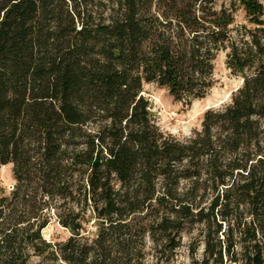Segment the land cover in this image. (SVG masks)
Here are the masks:
<instances>
[{"label": "trees", "instance_id": "16d2710c", "mask_svg": "<svg viewBox=\"0 0 264 264\" xmlns=\"http://www.w3.org/2000/svg\"><path fill=\"white\" fill-rule=\"evenodd\" d=\"M221 53L230 102L163 133L144 86L190 105ZM6 165L0 264H174L196 228L192 264H264V3L0 0ZM52 220L64 242L43 238Z\"/></svg>", "mask_w": 264, "mask_h": 264}, {"label": "rangeland", "instance_id": "374dc122", "mask_svg": "<svg viewBox=\"0 0 264 264\" xmlns=\"http://www.w3.org/2000/svg\"><path fill=\"white\" fill-rule=\"evenodd\" d=\"M229 0H226L228 2ZM264 3V0H260ZM238 24H243V13L236 15ZM215 85L206 98L195 100L190 105L176 102L168 91L155 85H145L142 96L148 101L150 113L160 130L179 139H188L194 132L201 130L204 113L209 109H221L230 102L231 94L242 84L239 76H234L226 67V56L221 53L214 70ZM15 185L12 174V165L0 167V196L8 195ZM93 230V229H92ZM43 238L52 244L64 242L70 233L62 229L57 222L52 220L42 231ZM194 238H199V229L196 228L191 234L183 235L182 247L177 251L174 264H192L189 255V244ZM204 246L199 244L195 259L201 262L203 259ZM152 259L149 263H152ZM38 259L32 258L30 264H37Z\"/></svg>", "mask_w": 264, "mask_h": 264}]
</instances>
